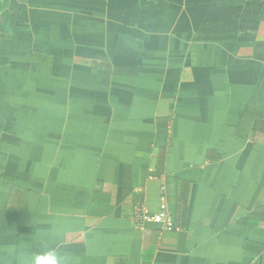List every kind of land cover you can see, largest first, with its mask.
Wrapping results in <instances>:
<instances>
[{
    "label": "crops",
    "instance_id": "obj_1",
    "mask_svg": "<svg viewBox=\"0 0 264 264\" xmlns=\"http://www.w3.org/2000/svg\"><path fill=\"white\" fill-rule=\"evenodd\" d=\"M46 248L264 264V0L5 1L0 264Z\"/></svg>",
    "mask_w": 264,
    "mask_h": 264
},
{
    "label": "built area",
    "instance_id": "obj_2",
    "mask_svg": "<svg viewBox=\"0 0 264 264\" xmlns=\"http://www.w3.org/2000/svg\"><path fill=\"white\" fill-rule=\"evenodd\" d=\"M132 220L136 226H142L144 223H158L163 230L179 231L180 226L175 225L168 211L167 203L164 197L161 198L159 211L150 212L144 205H136L132 213Z\"/></svg>",
    "mask_w": 264,
    "mask_h": 264
},
{
    "label": "clouds",
    "instance_id": "obj_3",
    "mask_svg": "<svg viewBox=\"0 0 264 264\" xmlns=\"http://www.w3.org/2000/svg\"><path fill=\"white\" fill-rule=\"evenodd\" d=\"M30 264H66V258L63 257L57 249L46 248L30 258Z\"/></svg>",
    "mask_w": 264,
    "mask_h": 264
},
{
    "label": "trees",
    "instance_id": "obj_4",
    "mask_svg": "<svg viewBox=\"0 0 264 264\" xmlns=\"http://www.w3.org/2000/svg\"><path fill=\"white\" fill-rule=\"evenodd\" d=\"M5 1L6 0H0V11L4 9V6H5Z\"/></svg>",
    "mask_w": 264,
    "mask_h": 264
}]
</instances>
